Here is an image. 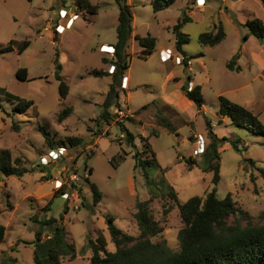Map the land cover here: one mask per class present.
Listing matches in <instances>:
<instances>
[{
	"label": "rangeland",
	"instance_id": "obj_1",
	"mask_svg": "<svg viewBox=\"0 0 264 264\" xmlns=\"http://www.w3.org/2000/svg\"><path fill=\"white\" fill-rule=\"evenodd\" d=\"M89 1L98 6L97 14L76 10L75 0H0V49L10 41L16 45L30 42L20 55L15 51L0 53V152L8 150L12 161L18 159L19 165L29 170L20 178L5 177L0 172V225L6 229L0 258L7 257L11 264H33L34 232L41 230L46 238L49 228H43L42 222L49 217L66 228L67 241L75 248L74 258L66 257L60 264H90L88 242L100 235L106 240V251L116 250L105 223L108 215L115 217L114 224L123 233L137 239L135 204L149 200L150 193L144 171L135 168L134 155L143 151L141 138L148 137L152 130L158 132V136L149 138V144L159 168L146 169L151 180L165 178L181 204L193 197L204 198L216 188L218 199L230 194L238 210L227 219L229 225H263L264 180L257 168H264V135L231 126L218 113V97L244 106L264 126V41L248 36L245 26L254 19L264 24V0H175L159 12L153 11L151 0H126L133 14L132 37L126 48L129 68L124 73L129 77V87L125 79L127 89H121V78L117 89L120 99L126 102L123 111L134 121H120L117 110L110 109L108 123L101 119V102L111 79L93 77L89 72H108L110 63L104 66L102 60L110 61L112 56L101 51L107 46L104 44L116 42L118 6L115 0ZM61 11L68 13L64 20L59 19ZM183 12L190 21L183 23L180 31L190 40L178 52L174 27ZM69 13L76 17L69 18ZM57 21L65 24L66 30L52 38V24ZM47 26L50 30L44 31ZM219 26L226 35L220 44L206 47L198 42L201 33H215ZM147 35L155 39V48L144 59L135 38ZM165 48L191 64L176 65L173 59L162 62L159 53ZM229 63L234 69L228 68ZM19 68L27 70L26 81L16 77ZM56 73L69 87L63 101ZM170 75L173 77L166 82ZM189 78L202 89L204 106L200 112L189 101H182L177 86ZM3 92L33 104L22 111L23 105L18 107V102ZM169 104L174 108L166 107ZM67 108L72 109L71 114L59 121L60 113ZM159 118L169 121L173 132L162 127ZM207 119L218 137L239 138L238 149L227 143L218 149L220 180L216 186L211 172L187 164L189 158L201 160L197 149L202 146L198 145L200 139L204 149L210 143ZM119 123L134 135L136 148L127 143ZM39 127L48 132L52 148ZM68 137L82 141L69 147ZM60 146L66 150L63 155L48 160L47 165L39 164L42 157ZM147 152L141 156L150 158ZM87 179L102 194L97 204H93ZM56 180L62 183L59 190L55 189ZM68 190L65 199L61 192ZM174 200L164 191L149 204L163 230L151 241L163 242L171 252L179 251L178 234L184 227ZM163 206L170 207L167 215Z\"/></svg>",
	"mask_w": 264,
	"mask_h": 264
},
{
	"label": "trees",
	"instance_id": "obj_2",
	"mask_svg": "<svg viewBox=\"0 0 264 264\" xmlns=\"http://www.w3.org/2000/svg\"><path fill=\"white\" fill-rule=\"evenodd\" d=\"M174 2L175 0H151L150 4L154 12H159L169 8ZM115 3L118 6V18L115 28L116 42L112 45L114 55L110 61L102 60L104 64L110 63L114 65L115 72L109 74L106 70L102 69H94L89 72V75L93 77H111V83L101 104L103 108L101 119L106 123L111 118L110 109H116L118 112L121 108L117 84L129 68L126 48L132 35L133 22L131 5L126 0H115ZM74 6L76 10L88 14L95 15L98 12V6L90 3L89 0H75ZM189 21L190 18L183 12L179 23L174 27L175 49L178 52H182V45L187 44L190 40L188 35L180 31L182 24ZM245 26L248 28V36L251 35L260 41H264V24L260 19L248 21ZM225 37L226 35L222 27L219 26L215 33L213 31L201 33L198 36V42L202 46L215 47ZM135 39L141 48V57L147 59L151 56L155 48V39L150 35L136 37ZM29 45L30 42L28 40L22 41L17 45L15 42L10 41L5 47L0 49V53L15 51L20 55ZM57 57L58 53L56 54V59ZM56 67L57 69L60 68V64L57 62ZM233 67L232 63L228 64L229 69L232 70L234 69ZM26 73V69L19 68L16 71V77L22 81H26ZM55 77L60 82L59 95L60 100L63 101L68 95L69 87L58 73L55 74ZM189 83L190 80L188 79L186 83L181 85V90L186 99L192 102L196 110L200 112L204 106L201 86L196 85L189 90ZM3 93L10 100H16L18 107H22L21 105H23L24 109L22 111L33 104L31 101H22L7 92ZM218 102L219 115L228 119L231 126L264 135V126L250 110L223 96L218 97ZM71 112V108L64 109L60 113L58 120H64ZM126 120L133 122V117L129 116ZM157 121L162 127L173 132V126L165 118H159ZM119 126L125 132L127 143L132 148H136L134 135L122 123H119ZM205 126L210 143L200 154L201 160L199 162L193 158H189L187 164L189 166L195 165L202 172H211L212 183L216 186L220 180V153L218 149L226 143L232 148L238 149L239 138L237 137V139L232 140L225 136L218 137L213 132L211 121L208 119L205 122ZM38 130L44 136L45 142L50 147L53 146V141L49 139V134L45 128L39 127ZM156 136H158V132L152 130L148 137L142 138L141 142L144 145V149L142 152H137L134 155L135 168L140 167L144 171V183L150 193L149 200L137 201L135 204L136 213L134 214V218L139 231L138 238L136 239L123 233L114 224L115 217L108 215L105 217V223L111 242L114 244L116 250L114 252L106 251V240L102 235L95 240H89L88 244L92 252L90 264H264V224L258 226L248 225L246 227H241L239 224L229 225L227 219L238 213L230 194H227L224 199H218L216 188H213L205 194L204 198L193 197L181 204L177 200V193L174 188L165 178L159 182L150 179L146 173V169L151 167L159 168L156 155L149 144V138ZM81 141L82 139L78 137H68L66 139L69 147H75ZM61 145L64 146V144ZM145 152L150 154V158L141 156ZM119 159L124 160L125 157L119 156ZM248 161L251 165H254L253 160L248 159ZM19 162L18 159L12 161L8 150L0 152V172L5 177L16 176L20 178L29 172L27 168L20 166ZM257 171L264 180V168H257ZM86 181L93 195V204L99 203L102 194L97 185L88 179ZM164 191H167L175 199L174 201L184 223V227L178 234L179 251L177 252L169 251L163 242L153 243L151 241L163 230L159 223L154 220L149 204L151 200L157 198L158 192L164 193ZM163 208L164 215H167L170 212V207L163 206ZM245 216L247 217L246 219H250L247 215ZM56 223V219L53 217H49L42 222L43 228H49V235L46 238H44L43 231L38 230L34 232V240L32 241L34 247L33 264H60L62 259L66 257L74 258L75 248L67 241L66 228L62 224L57 225ZM5 231V227L0 225V243L3 241ZM11 261L5 256L0 258V264L1 262L3 264H11Z\"/></svg>",
	"mask_w": 264,
	"mask_h": 264
},
{
	"label": "built area",
	"instance_id": "obj_3",
	"mask_svg": "<svg viewBox=\"0 0 264 264\" xmlns=\"http://www.w3.org/2000/svg\"><path fill=\"white\" fill-rule=\"evenodd\" d=\"M67 15H68V13L66 11L65 12L61 11L60 15H59V19L64 20L67 17ZM69 16H70L69 18H75L76 15L69 13ZM52 20L53 19L50 18V21H52ZM48 30H50V28L48 26L44 28V31H48ZM65 30H66L65 24L61 23L60 21H57L56 23L52 24L51 37L54 38L55 36L61 35L64 33ZM51 42L54 43V41H51ZM101 52L108 54L110 56H113L114 55V48L112 46H106V47L102 48ZM159 56H160L161 61L166 62L168 60H171V57L173 56V54L171 53L170 50H165V51H160ZM173 61L176 65H185L186 67L191 64L189 60L185 61V59L179 55L173 56ZM114 72H115V66L110 64L109 69H108V73L113 74ZM125 79L126 78L123 76L122 77V83H121V89L122 90L126 89V86L124 84ZM188 89L189 90L192 89V86L190 84H189ZM123 110H124V107H121L120 110H118V118L120 121H122L124 118L129 117L128 116L129 114L125 113ZM200 141H202V140L200 139ZM200 141L198 142V145H202V146H199L197 149L199 150V153L201 154L204 150V146H203V143ZM65 151L66 150L63 147L57 148L56 151H51L47 157H42L39 164L40 165H47L48 160H53V161L57 160L61 155H63V153ZM56 182H58V183H57L55 189L59 190L62 186V183L58 180H56ZM69 191L70 190H68L66 192H61V194L63 195V197L65 199L68 198Z\"/></svg>",
	"mask_w": 264,
	"mask_h": 264
},
{
	"label": "crops",
	"instance_id": "obj_4",
	"mask_svg": "<svg viewBox=\"0 0 264 264\" xmlns=\"http://www.w3.org/2000/svg\"><path fill=\"white\" fill-rule=\"evenodd\" d=\"M76 17V16H75ZM117 26V25H116ZM116 28V27H115ZM132 32H133V22H132ZM131 37H132V35H131ZM104 45H107V46H112V45H114V44H104ZM165 50H170L171 51V53L173 54V56H176V55H178V53L177 54H174L173 53V50L171 49V48H165V49H161L160 51H165ZM173 56L171 57V60L173 59ZM150 57V56H149ZM163 62V61H162ZM103 63V62H102ZM103 65L104 66H106V64H104L103 63ZM97 70H100V69H97ZM102 70H104V69H102ZM110 79H111V77L110 76H108ZM124 77L128 80V85H127V87H129V77L127 76V75H125L124 74ZM173 76H169L168 77V79L166 80V82H169L170 81V79L172 78ZM190 79V78H189ZM178 82V81H177ZM181 85H182V83L180 84V83H178L177 84V86L178 87H180V91H181V95H182V101H186L187 99H186V97L184 96V94H183V92H182V90H181ZM190 85L193 87V86H196L192 81H191V79H190ZM127 89V88H126ZM106 95V94H105ZM105 95H104V97H105ZM103 101H104V98H103V100H102V102H101V104L103 103ZM188 101V100H187ZM190 102V101H189ZM119 103H120V106L121 107H126L125 105H126V102L125 101H122L120 98H119ZM191 104H192V102H190ZM190 104V105H191ZM193 105V104H192ZM166 107H172V108H174V106H172L171 104H169V105H166ZM127 109V108H126ZM176 109V108H175ZM131 117H132V115H130ZM134 119V118H133ZM134 121V120H133ZM142 138H144V137H142ZM141 138V139H142Z\"/></svg>",
	"mask_w": 264,
	"mask_h": 264
}]
</instances>
